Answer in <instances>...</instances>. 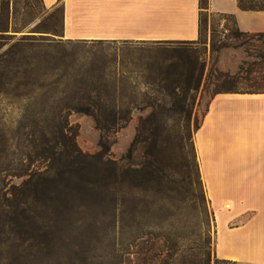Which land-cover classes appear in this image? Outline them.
Instances as JSON below:
<instances>
[{"label": "rangeland", "instance_id": "1", "mask_svg": "<svg viewBox=\"0 0 264 264\" xmlns=\"http://www.w3.org/2000/svg\"><path fill=\"white\" fill-rule=\"evenodd\" d=\"M3 22L0 264H260L218 256L196 174L194 131L214 92L227 87L212 64L235 72L250 58L233 45L232 16L207 8L187 48L64 38L61 5L41 0H7ZM201 63L196 89L176 87L194 83ZM68 128L90 155L101 129L115 141L104 158L63 152L53 167L35 155L31 138L62 131L68 140ZM136 134L132 159L122 160ZM58 162L67 167L61 175Z\"/></svg>", "mask_w": 264, "mask_h": 264}, {"label": "crops", "instance_id": "2", "mask_svg": "<svg viewBox=\"0 0 264 264\" xmlns=\"http://www.w3.org/2000/svg\"><path fill=\"white\" fill-rule=\"evenodd\" d=\"M62 5L61 35L79 40H195L199 0H42ZM232 14L239 29L264 31V9L237 0H208ZM221 258L264 263V92H218L194 131ZM229 204V207H225ZM219 215L223 220L218 223Z\"/></svg>", "mask_w": 264, "mask_h": 264}, {"label": "trees", "instance_id": "3", "mask_svg": "<svg viewBox=\"0 0 264 264\" xmlns=\"http://www.w3.org/2000/svg\"><path fill=\"white\" fill-rule=\"evenodd\" d=\"M237 1L241 8L264 9V0H237ZM6 4H7V0H0V29L1 30H4L3 11L6 7ZM199 7H200V13H199V25H200V16H202L206 12L208 8V0H199ZM229 15L234 18L232 14H229ZM61 16H62V5H61ZM199 30H200V26H199ZM255 36H257L258 39H260V36H263V40H262L263 43L261 46H256L255 43H252L250 41V39H252ZM231 37L232 39H234L233 45L244 46L247 56L250 58L242 59L241 62L238 64L237 70L235 72L220 70L215 65V62H214L212 64V71H215L217 73L215 76L216 81H219L220 78H223V81L227 83L226 90H216L214 94L218 92H222V91L250 92V93L251 92H264V31H255V32L243 31L239 29L236 24V27L231 33ZM192 41L194 40H164V41H156L152 43L164 44V45H168V46L175 47V48H187V45L191 43ZM249 45L254 46L252 49L253 51L251 50ZM198 69H199V76L197 75V78L194 83L191 84V82L187 80L185 84H182V83L176 84V87H179L181 90L182 89L186 90L188 88L196 89L199 85L200 77L204 70V63H201ZM252 78H255V80L251 82H247V83L244 82L241 84V79L248 80ZM256 79H258L259 82ZM220 85H223V84L221 83ZM239 85H243V86H239ZM77 109H80L83 112L90 111L89 109H86V108L78 107ZM198 125L199 123L197 124L196 128L198 127ZM68 129L71 134L68 140H66V137L68 136L65 135L62 131L60 133H52L50 135L41 134L38 137V141L35 140V138H31L30 142L33 144V147H36L35 155L40 158L48 159L49 163L52 162V165L50 166L53 167V161H55V159H57L58 156H60L63 152L65 153L74 152L78 155L83 156L84 158L94 157V156L104 158L110 152L111 145L115 141V137H109L105 135L101 129L99 137H98V145L100 148L97 150L96 153H94L93 155H90L82 151L81 148L76 144L75 136L77 134V130L76 129L71 130V128H68ZM137 141L139 142L141 141V139H138V135L136 134L133 137L132 141L130 142L125 155L121 157L122 160L132 159L134 145ZM37 145L40 147L38 148ZM107 162L111 164H115V165L117 164V161H115L114 159L107 158ZM82 166L83 165H81L80 167ZM54 168H55L56 175H61L67 169V167H63L62 163L60 162H58L56 165L54 164ZM3 169L4 168L1 167L0 171H3ZM46 169H49V167ZM43 172L42 171L36 172L32 170L27 173L30 177H32L35 174H37L38 177H42ZM196 174L198 178L197 182L201 184L203 200L205 199L208 200V198L206 197L204 184L200 176L197 158H196ZM212 215L214 219L213 210H212ZM126 227H127V224L125 220L122 219L121 226H120V238L122 241L126 238V232H127ZM260 264H264V263H260Z\"/></svg>", "mask_w": 264, "mask_h": 264}, {"label": "bare ground", "instance_id": "4", "mask_svg": "<svg viewBox=\"0 0 264 264\" xmlns=\"http://www.w3.org/2000/svg\"><path fill=\"white\" fill-rule=\"evenodd\" d=\"M225 207H229V204H226Z\"/></svg>", "mask_w": 264, "mask_h": 264}]
</instances>
